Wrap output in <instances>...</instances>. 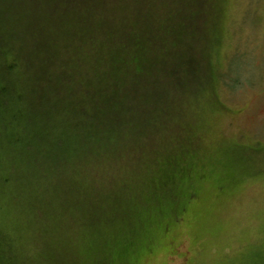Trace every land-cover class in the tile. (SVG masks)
I'll use <instances>...</instances> for the list:
<instances>
[{"label":"trees","instance_id":"16d2710c","mask_svg":"<svg viewBox=\"0 0 264 264\" xmlns=\"http://www.w3.org/2000/svg\"><path fill=\"white\" fill-rule=\"evenodd\" d=\"M221 6L0 0V195L37 218L73 207L96 220L117 177L156 160L190 105L229 83ZM12 240L0 229V264H25Z\"/></svg>","mask_w":264,"mask_h":264},{"label":"rangeland","instance_id":"374dc122","mask_svg":"<svg viewBox=\"0 0 264 264\" xmlns=\"http://www.w3.org/2000/svg\"><path fill=\"white\" fill-rule=\"evenodd\" d=\"M218 32L215 64L226 70L230 56L229 83L190 105L156 160L149 157L117 177L115 193L108 194L113 199L96 220L73 207L37 218L0 195V229L13 238L25 264L260 261L264 0H222ZM98 184L108 192L107 183Z\"/></svg>","mask_w":264,"mask_h":264}]
</instances>
